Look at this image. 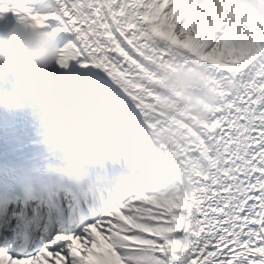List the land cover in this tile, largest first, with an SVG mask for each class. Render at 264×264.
<instances>
[{"label":"snow or ice","instance_id":"snow-or-ice-1","mask_svg":"<svg viewBox=\"0 0 264 264\" xmlns=\"http://www.w3.org/2000/svg\"><path fill=\"white\" fill-rule=\"evenodd\" d=\"M56 38L46 105L0 115V264H264V20L247 0H11Z\"/></svg>","mask_w":264,"mask_h":264},{"label":"clouds","instance_id":"clouds-1","mask_svg":"<svg viewBox=\"0 0 264 264\" xmlns=\"http://www.w3.org/2000/svg\"><path fill=\"white\" fill-rule=\"evenodd\" d=\"M256 19L264 20V0H247ZM58 56L56 38L14 19L0 26V113L15 114L46 105L61 85L49 71Z\"/></svg>","mask_w":264,"mask_h":264},{"label":"bare ground","instance_id":"bare-ground-1","mask_svg":"<svg viewBox=\"0 0 264 264\" xmlns=\"http://www.w3.org/2000/svg\"><path fill=\"white\" fill-rule=\"evenodd\" d=\"M6 3H11V0H0V5H4ZM15 19V17L11 14L8 13L4 16L3 19H0V26L2 25H6L11 23L13 20Z\"/></svg>","mask_w":264,"mask_h":264}]
</instances>
